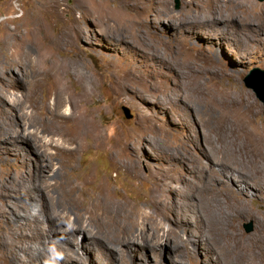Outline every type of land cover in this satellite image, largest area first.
Wrapping results in <instances>:
<instances>
[{"label": "rangeland", "instance_id": "1", "mask_svg": "<svg viewBox=\"0 0 264 264\" xmlns=\"http://www.w3.org/2000/svg\"><path fill=\"white\" fill-rule=\"evenodd\" d=\"M33 1L0 0V44L5 39L4 27L17 26ZM253 2L256 5L253 11L239 6V19L234 21L228 17L230 10L214 12L201 0H196L193 6L188 0H155L153 3L138 0L139 19L136 26L120 29L105 24L100 11L94 9L92 3H88L83 12L74 15L72 7L75 0H66L62 5L61 20L44 19L50 33L55 35H60L66 27L83 29L81 41L62 46L56 56L60 60L72 58L78 65H87L90 74L99 81L97 97L87 105V109L93 114L91 118L103 131L108 144L96 148L89 141L84 153L76 156L70 175L79 186L78 201L95 196L100 192V185L104 184L115 202L132 210L131 215L141 211L148 216L150 224L164 222V226H168L167 231L171 230L174 234L176 227H171L170 221L166 222L168 218L173 220L174 216L164 205L169 204L176 194L179 195V202H184L189 196L187 201L191 203V209L196 210L185 218L184 237L189 239L190 247L192 244L195 250L186 264L217 263L216 256L210 254L201 242L204 233L196 215L200 211L201 190L210 187V184L213 189L219 187L223 170L227 172L223 179L237 183L238 170L248 166L244 163L236 166L229 160L226 162L222 154L213 157L211 153L216 163L210 162L203 154L204 148L210 151L215 145H221L220 134L229 139V143L232 142L238 136L235 128L243 138L253 141V128L264 123L263 104L251 89L245 87V81L253 70L264 71V0ZM116 3L117 0H112L111 6H116ZM127 9L130 10L129 7ZM215 13H223L224 18L216 24L206 22L204 17ZM121 34L127 43L118 39ZM1 49L0 70L13 59ZM30 51L34 58L39 54L37 48L32 47ZM8 74L0 80V96L5 100L0 101V132L16 124L12 122L17 119L13 116L10 102L23 101L28 92L27 84L18 81L20 74ZM14 81H18L21 87L20 84L12 87ZM119 81L128 84V93L124 94L121 88H117ZM81 89V84L76 87L77 92ZM241 92L251 97L259 110L252 127L242 115L248 107ZM123 109L128 110L130 118L125 117ZM119 139L133 162L128 168L119 167L112 158L111 146ZM180 153L185 159L171 160ZM225 165L235 170L231 172ZM39 167L40 161L29 149H18L0 140V237L7 238L10 224L20 217L15 204L22 198L15 195L21 187H35L42 182L44 187H50L55 196L54 192L57 193L62 186L61 180L67 178L65 172L62 176L59 174L57 187L55 176L48 172L43 177L39 176ZM192 167L195 173H192ZM199 168H204L203 174L198 171ZM88 175L92 180L82 186V180ZM65 198L70 205L69 198L66 195ZM246 198L249 201L239 205L262 217L259 206H264V192L258 195L252 189L246 191ZM157 201L161 206L154 209ZM54 204L55 200L53 203L50 201L49 206L55 208ZM69 205L63 204L62 207L71 214L55 215L58 221H63L64 227L52 225L39 207L33 210L40 222L50 225L51 235L49 238L43 235L44 244L33 243L34 251H29L33 259L26 264H168L165 249L152 252L138 244L127 251V244H124L122 248L126 252L123 254L112 252L104 245L92 246L81 234L71 237L68 243L69 238L63 232L69 233L73 229L70 221L77 213L72 205L71 210L66 209ZM72 207L76 213L71 212ZM201 210V213L205 212L203 208ZM68 215L72 219H68ZM241 221V230L245 235L255 233L254 218L245 217ZM23 225L28 233L34 228L30 222ZM248 225L250 231L246 230ZM92 233L94 236L95 232ZM85 235L89 236V232L85 231ZM27 257L23 261L30 259Z\"/></svg>", "mask_w": 264, "mask_h": 264}, {"label": "bare ground", "instance_id": "2", "mask_svg": "<svg viewBox=\"0 0 264 264\" xmlns=\"http://www.w3.org/2000/svg\"><path fill=\"white\" fill-rule=\"evenodd\" d=\"M65 1L34 0L30 10L26 14L24 13L17 26L14 28L3 26L5 39L1 42L0 47L7 54L12 55L13 59L4 67L2 66L0 80L4 78L3 75L5 76L8 73L14 76L15 73H18L21 75L18 81L27 84L28 92L24 95L23 101L10 102L13 106V116L16 117L17 121L12 118V122L16 124L13 128L12 125L8 127V130L3 129L0 132V140L18 149L23 147L29 149L40 161V177L48 172L49 175L55 176L54 180L57 181L60 177L59 174L62 176V172H65L67 178L61 180L60 185L62 186H60L61 188L57 193L54 192L55 196H53L50 187H44L42 182L41 185L35 187H21V189L19 187V191L17 189L18 192L15 196L22 198L15 204L20 217L17 220L15 219L13 224H10L6 219V222L10 224L8 230L10 233H8L7 238L0 237V264H26L27 261L33 259L29 255V251H34L33 243L44 244L43 235L47 238L50 237V225L40 222L37 213H33V210L37 207L44 210L43 213L47 217L46 219L52 225L57 227L66 226L63 221H58V217L55 216L58 213L71 214L64 211L62 207L63 204L69 205L66 202L65 195L69 198L70 205L77 209L76 213L72 207L71 212L76 213L73 214L75 215L74 219L70 215L67 216L68 219H72L70 224L73 228L70 231L68 230L69 233L63 232L69 238L68 243L72 239L71 237L81 234L92 246L101 247L100 245H104L112 252L119 251L123 254L126 250L122 248V245L127 244L125 249L128 251L140 244L151 249L152 252L165 249L167 256L165 261L168 264H186L195 250L192 244L190 247L189 239L184 237L185 218L189 213L194 214L196 210L191 209V203L187 201L190 199L189 196H186L184 202H179V195L176 194L175 197L172 196L173 199L169 204L164 205L167 211L174 216L173 220L166 219V222L170 221L171 227H176V233L174 234L171 233V230L170 232L167 231L168 226H164V222H158L157 225L150 224L148 216H144L141 211L131 215L132 210L115 202L109 189L104 184L100 185V192L95 196H88L87 199L83 198L82 202L81 199L78 201L79 186L72 181L70 175V169L74 167L76 156L84 153L89 141L92 142V146L103 148L108 144V140L103 131L95 125L91 118L93 114H90L87 109V105L97 97L99 81L91 75L92 73L90 74L91 71L87 65H78L72 58L60 60L56 56L62 46L66 44L70 46L81 41L83 29L72 26L66 27L60 35H55L50 33L49 28L44 23L46 17L52 21L61 20L60 9L62 5H65ZM111 1L75 0L74 6L71 7L73 14L77 16L78 13L84 11L88 3H92L94 9L100 11L105 24H108L109 27L120 29L131 25L136 26L139 19L137 13L139 9L138 0H117L118 4L116 3V6H111ZM146 1L153 3L155 0ZM201 1L209 5L210 10H215L214 12L230 10L228 17L232 21L239 19L237 16L238 8L243 7L253 11L256 7L253 0ZM188 2L193 6L196 0H188ZM214 12H210V14ZM207 15L204 17L206 22L213 21L215 24L224 18L223 13L218 15L215 13L213 16ZM209 16L212 17L209 18ZM78 29H81V31L78 32ZM118 36L122 43H127L123 34ZM32 47L38 49L39 54L36 58L33 57L30 51ZM18 81H14L15 83L10 85L15 88L20 84ZM2 82L5 83L4 80ZM80 84L82 89L77 92L76 87ZM116 86L118 89L121 88V92L124 94L128 93L129 86L126 82L119 81ZM42 94L43 99L41 98ZM240 94L244 100L246 97L247 102L244 104L248 107V111L242 114L243 118L252 127V121L259 114V110L256 109L251 97L245 96L247 94L243 92ZM232 100V102H235L234 99ZM0 101L4 102L5 100L0 96ZM238 102L240 103V101ZM237 129L235 128L234 131L238 133V136L232 139V142L229 143V139L220 134L219 138L223 141L221 145L213 146L214 148L210 151H207V148L203 150L204 156L210 162L211 160L215 162L212 158L217 154H222V157L226 158V162L229 160L236 166H239L240 163L248 166L242 168L246 170L245 172H242L241 169L238 170L237 183L233 180L229 183L223 179L227 175V172L225 173V170H223L221 172L222 179L218 184L219 187L213 189L210 184V187L206 186L205 189L201 190L200 211L196 214L204 233L201 242L210 254L216 256V264H264V206H259L262 217H257L256 213L250 211L246 206L239 205L249 201L246 198V191L254 189V192H257L258 195L264 192V123L257 124L255 129L253 128V141L247 137L243 138ZM111 149L113 161L119 167L128 168L133 164L121 143V139L117 140L111 146ZM176 159L183 160L185 157L180 153L178 156H173L171 160ZM229 166H226L230 168L227 170L231 172L235 170ZM194 168H191L192 173H195ZM198 171L202 173L204 168L203 170L199 168ZM91 180V175L86 176L82 180V186ZM58 181L56 183L57 187L59 185ZM173 193L174 191H172ZM257 197L256 195V200ZM237 198L239 200H236ZM54 200L55 208H51L49 203L50 201L53 203ZM70 205L66 209L71 210ZM159 205V201H157L154 209L158 208ZM20 207L24 210H20ZM201 208L205 210L204 213H201ZM4 211L8 213L6 210ZM245 217L256 220L254 234L245 235L242 232L241 220ZM26 222H30L34 226V228H31L30 233L25 230L26 226L23 225ZM139 227H142V229H139ZM85 231L86 233L89 232V236L85 235ZM92 232H95L94 236ZM26 257L30 259L23 261Z\"/></svg>", "mask_w": 264, "mask_h": 264}, {"label": "water", "instance_id": "3", "mask_svg": "<svg viewBox=\"0 0 264 264\" xmlns=\"http://www.w3.org/2000/svg\"><path fill=\"white\" fill-rule=\"evenodd\" d=\"M259 1H263V0H259ZM178 6H179L178 3H176V8H178ZM245 87L251 89L255 93L257 99L264 106V71L259 69L253 70L245 81ZM123 110L125 111V117L130 118L128 110L127 109H123ZM263 115H264V111H263ZM246 230L247 231L251 230L250 225L246 226Z\"/></svg>", "mask_w": 264, "mask_h": 264}]
</instances>
